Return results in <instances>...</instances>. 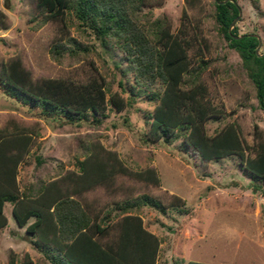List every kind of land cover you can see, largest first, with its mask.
<instances>
[{
    "label": "rangeland",
    "instance_id": "obj_1",
    "mask_svg": "<svg viewBox=\"0 0 264 264\" xmlns=\"http://www.w3.org/2000/svg\"><path fill=\"white\" fill-rule=\"evenodd\" d=\"M235 1L240 14L230 27L256 34L264 53V0ZM47 13L38 0H0V72L3 65L16 68L26 86L46 82L69 97L75 86L97 79L103 102L99 111L85 108L70 119L0 85V137L11 152L27 139L15 193L41 181L46 200L71 193L90 216L87 232L101 244L118 240L125 214L136 216L156 237L154 264H264V167L258 176L250 170V161L257 170L258 158L264 162V109L215 18L214 0H142L135 11L158 48L166 39L179 42L174 65L183 68L170 86L159 80L146 86L124 72L125 52L115 43L103 46L72 9ZM57 42L64 43L60 59L49 52ZM75 47L81 50L71 53ZM156 115L166 130L155 125ZM217 145L224 154L215 153ZM98 161L108 163L103 173ZM40 201L29 197L21 206ZM12 206L3 205L0 264H54L48 256L56 245H35Z\"/></svg>",
    "mask_w": 264,
    "mask_h": 264
},
{
    "label": "trees",
    "instance_id": "obj_2",
    "mask_svg": "<svg viewBox=\"0 0 264 264\" xmlns=\"http://www.w3.org/2000/svg\"><path fill=\"white\" fill-rule=\"evenodd\" d=\"M141 1L38 0L41 9L51 15L59 14L63 9H72L77 19L91 28L95 35L100 38L103 46L110 47L114 43L118 44L125 52L128 62L123 69L124 72H132L139 83L142 82L148 86L149 83L159 80L160 83L170 86L171 83L177 81L183 68L182 63L174 65L175 60L182 56L181 51L180 53L176 51L179 42L174 40L168 43L166 39L158 48L147 33L139 28L135 11ZM214 4L215 18L222 33L228 40L229 46L238 51L241 56L256 85L258 105L264 109V53H257L255 50L259 37L253 33L239 34L236 31V26L230 27L233 19L239 13V6L235 0H214ZM63 46V42H57L50 47L49 52L52 58L60 59ZM82 49L87 50L86 45L82 46ZM79 50H81L80 47H75L71 48L70 52L77 53ZM1 70L0 85L7 87L10 94H14L18 98L25 97L27 102L36 98L46 107L67 113L70 119H72L73 114L84 113L85 108L99 111L100 103L103 102L102 92L100 93L101 85L97 79L75 86L76 88L69 92V97L58 94L56 90L51 91L49 89L51 86L46 85V82L42 84L36 82L26 86V81H23L19 76L22 71L19 73L16 68L8 67L6 69L3 65ZM154 123L166 130L167 125L163 123L159 115H156ZM20 140H22L21 148L11 152L13 150L8 151L11 146L8 140L0 137V227L7 223L3 205L6 200H9L13 202L11 213L15 221L19 226H25L26 232L35 237L33 240L35 245L50 246L49 249L51 250L56 245L54 249L58 252L56 253L53 249L52 257L48 256L54 264H135V262L137 264H154V253L158 245L156 237L144 231L138 222L140 219L136 222V216L125 214L121 225H119L118 240L113 243L101 244L87 232L91 222L90 216L79 200L71 193L66 195L51 193L52 197L46 200L43 195L46 185L42 181L36 185L31 183L25 185L19 194L15 193L13 188L16 185V164L22 158L27 143V139L21 138ZM218 146H216L215 153L217 155L224 154L225 151L220 150ZM224 146L222 144L220 148L223 149ZM262 160L263 157L258 158V170L255 168L257 163L250 161L251 168H249L253 175L258 176V173L262 171L264 167ZM106 164L108 163L105 161H98L96 170L98 169V172L103 173ZM82 166H84L83 162ZM76 190L74 189V191ZM48 191L52 192L51 190ZM29 197L42 199L40 201L42 204L32 205L24 211L21 203ZM145 197L148 198V196ZM45 204L48 206L47 211L43 210ZM30 217H34V219L27 223ZM51 219L55 224L50 223ZM104 230L105 228L100 226L99 222L96 223L98 235H101ZM68 246L70 248L77 246L78 252H71ZM188 264L207 263L190 260Z\"/></svg>",
    "mask_w": 264,
    "mask_h": 264
},
{
    "label": "water",
    "instance_id": "obj_3",
    "mask_svg": "<svg viewBox=\"0 0 264 264\" xmlns=\"http://www.w3.org/2000/svg\"><path fill=\"white\" fill-rule=\"evenodd\" d=\"M223 1H225V0H223ZM239 14H240V8H239V13H238V15H239ZM238 15H237V16H238ZM237 16L233 19V21L237 18ZM233 21H232V22H233ZM255 35H256V34H255ZM260 44H261V41H260V38H259V42H258L257 47H256V49H255L257 53H258V49H259L258 47H259Z\"/></svg>",
    "mask_w": 264,
    "mask_h": 264
},
{
    "label": "crops",
    "instance_id": "obj_4",
    "mask_svg": "<svg viewBox=\"0 0 264 264\" xmlns=\"http://www.w3.org/2000/svg\"><path fill=\"white\" fill-rule=\"evenodd\" d=\"M12 214V213H11ZM13 216V215H12ZM14 218V217H13ZM30 218H32V217H30ZM33 219H34V217H33ZM29 220V219H28ZM14 221H15V219H14ZM16 222V221H15ZM31 222V221H30ZM17 223V222H16Z\"/></svg>",
    "mask_w": 264,
    "mask_h": 264
}]
</instances>
